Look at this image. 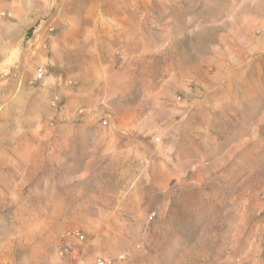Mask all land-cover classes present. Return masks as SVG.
<instances>
[{
    "label": "rangeland",
    "instance_id": "1",
    "mask_svg": "<svg viewBox=\"0 0 264 264\" xmlns=\"http://www.w3.org/2000/svg\"><path fill=\"white\" fill-rule=\"evenodd\" d=\"M19 2L0 264H264V0Z\"/></svg>",
    "mask_w": 264,
    "mask_h": 264
},
{
    "label": "crops",
    "instance_id": "2",
    "mask_svg": "<svg viewBox=\"0 0 264 264\" xmlns=\"http://www.w3.org/2000/svg\"><path fill=\"white\" fill-rule=\"evenodd\" d=\"M0 12L2 11V7L7 9V12L10 16H13L12 18L8 19L9 21H26L28 20V15L26 13V5H21L19 3L9 4L5 3V0H0ZM1 20V19H0ZM9 27V25H7ZM6 27V26H4ZM7 28V27H6ZM11 35L10 33H6L2 28V34L0 35V43L4 44L5 47H7V50L4 52H8L10 50L11 43Z\"/></svg>",
    "mask_w": 264,
    "mask_h": 264
}]
</instances>
